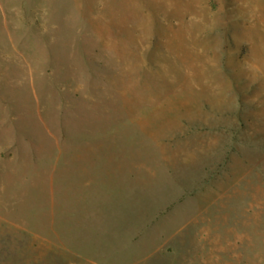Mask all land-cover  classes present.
I'll return each instance as SVG.
<instances>
[{"label":"rangeland","instance_id":"obj_1","mask_svg":"<svg viewBox=\"0 0 264 264\" xmlns=\"http://www.w3.org/2000/svg\"><path fill=\"white\" fill-rule=\"evenodd\" d=\"M0 264H264V0H0Z\"/></svg>","mask_w":264,"mask_h":264},{"label":"crops","instance_id":"obj_2","mask_svg":"<svg viewBox=\"0 0 264 264\" xmlns=\"http://www.w3.org/2000/svg\"><path fill=\"white\" fill-rule=\"evenodd\" d=\"M223 159H224V157L220 158V157H215V155L211 156L210 158H208L209 161L205 162L204 166H208V168L213 169L217 164L224 162ZM204 175L202 174V176H204ZM208 256H211V255H208Z\"/></svg>","mask_w":264,"mask_h":264}]
</instances>
